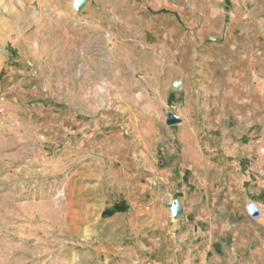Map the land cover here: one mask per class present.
Wrapping results in <instances>:
<instances>
[{
  "label": "rangeland",
  "instance_id": "obj_1",
  "mask_svg": "<svg viewBox=\"0 0 264 264\" xmlns=\"http://www.w3.org/2000/svg\"><path fill=\"white\" fill-rule=\"evenodd\" d=\"M76 3L0 0V264H185L231 234L184 240L159 151L206 145L182 136L214 125L212 93L264 114V0Z\"/></svg>",
  "mask_w": 264,
  "mask_h": 264
},
{
  "label": "crops",
  "instance_id": "obj_2",
  "mask_svg": "<svg viewBox=\"0 0 264 264\" xmlns=\"http://www.w3.org/2000/svg\"><path fill=\"white\" fill-rule=\"evenodd\" d=\"M256 93L253 91V95ZM253 95L249 98H255ZM212 96L209 102L206 100V106L212 105L206 115L217 114L211 119L215 120L214 125L182 136L193 140L205 138L206 145L197 140L192 148H184L178 137L179 142L178 139L173 142L177 146V158L164 145L159 155L162 164L182 161L177 186L183 192L184 212L178 222H183L184 240H193L195 235L204 232L211 236L214 232L231 234L228 240L207 241L197 258H186L185 264L192 261L248 264L258 260L257 255L251 259L246 257L254 240L251 224L264 220V114L258 116L256 104L252 105L248 98L245 102L242 94L239 98L231 95L220 98L215 93ZM251 203L260 211L258 218L250 215ZM230 254H237L239 258L230 259Z\"/></svg>",
  "mask_w": 264,
  "mask_h": 264
},
{
  "label": "water",
  "instance_id": "obj_3",
  "mask_svg": "<svg viewBox=\"0 0 264 264\" xmlns=\"http://www.w3.org/2000/svg\"><path fill=\"white\" fill-rule=\"evenodd\" d=\"M90 0H77L76 3V7H78V9L81 11V9H84L86 4L89 2ZM180 118H176V117H171L169 118V124L174 126V125H178V123H180ZM169 209L170 212L172 214V216L175 219H178L181 217V215L183 214L184 210L182 208V206H179L178 204H171L169 205ZM249 212L250 215L253 218H258V216L260 215L259 209L257 208V206L255 204H251L249 206Z\"/></svg>",
  "mask_w": 264,
  "mask_h": 264
},
{
  "label": "built area",
  "instance_id": "obj_4",
  "mask_svg": "<svg viewBox=\"0 0 264 264\" xmlns=\"http://www.w3.org/2000/svg\"><path fill=\"white\" fill-rule=\"evenodd\" d=\"M251 204H253V203H251ZM251 204H250V205H251ZM250 205H249V206H250ZM248 210H249V207H248ZM259 212H260V211H259Z\"/></svg>",
  "mask_w": 264,
  "mask_h": 264
}]
</instances>
